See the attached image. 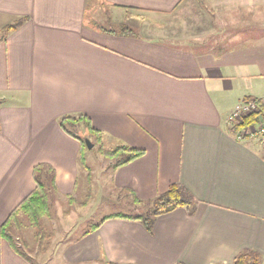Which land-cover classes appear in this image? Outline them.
<instances>
[{
  "label": "crops",
  "instance_id": "crops-1",
  "mask_svg": "<svg viewBox=\"0 0 264 264\" xmlns=\"http://www.w3.org/2000/svg\"><path fill=\"white\" fill-rule=\"evenodd\" d=\"M23 16L0 40V227L39 163L54 168L57 195H74L86 148L59 119L82 114L105 149L143 150L106 171L136 212L118 213L141 214L171 183L196 203L151 230L105 215L60 243L64 264H232L245 249L264 264V150L227 124L246 97H264V34L217 37L203 0H0V28ZM122 24L135 34L110 30ZM0 264L30 263L0 235Z\"/></svg>",
  "mask_w": 264,
  "mask_h": 264
},
{
  "label": "rangeland",
  "instance_id": "rangeland-1",
  "mask_svg": "<svg viewBox=\"0 0 264 264\" xmlns=\"http://www.w3.org/2000/svg\"><path fill=\"white\" fill-rule=\"evenodd\" d=\"M258 3L259 5L253 8L245 1L203 0L210 14L211 23L215 26L213 34L226 38L237 36L240 38L239 42H246L252 36L264 34V0ZM197 23L204 25L200 20ZM104 27L109 28V25L104 24ZM74 131H77L84 144L85 139L93 143L91 149H88L85 144L86 155L83 156L85 166L81 165V167L86 175L78 178L74 195L65 197L57 195L56 191L49 192L50 213L49 216L43 218V222L48 231H53V236L45 252L41 253L36 248L33 253H30L34 264H64L61 256H58L57 249L61 242L73 240L90 225L99 222L105 215L118 212L136 213L126 200L117 196L114 191L107 190L105 186L106 171L114 160L99 152V144L95 141L94 135L86 131L84 123H77ZM91 174L94 177H91ZM95 183L100 191H97L94 196L91 194L90 201L81 206L80 203L86 199L89 187L92 189ZM150 209V203L140 206L141 213H148ZM13 226L16 235L31 244L33 229L26 216L20 215L19 220L14 222Z\"/></svg>",
  "mask_w": 264,
  "mask_h": 264
},
{
  "label": "trees",
  "instance_id": "trees-1",
  "mask_svg": "<svg viewBox=\"0 0 264 264\" xmlns=\"http://www.w3.org/2000/svg\"><path fill=\"white\" fill-rule=\"evenodd\" d=\"M26 17H18L13 22L8 23L0 28V40H4L8 33L13 29L21 25L26 21ZM109 30V29H108ZM111 31H115L119 34L133 35L135 34L134 29L129 25H112ZM252 97H246L249 99ZM260 111L264 112V104L260 105ZM256 116L250 115L246 119V124L252 123L257 120ZM81 120L85 123V126L89 133L94 135L95 141L99 144V152L102 155L109 156L114 160L111 164V168H116L121 165L127 164L130 161L136 159L143 154V150L132 148L126 145L117 146L113 149H105L102 145L100 132L93 128L90 124L89 118L85 115L78 116H63L59 119L60 127L70 136H77L69 129V126L74 127L76 123ZM230 134L234 135L239 126L228 127ZM83 147L86 148L84 142ZM81 165H84V158L81 155L79 158ZM35 187L34 189L25 196L21 202L14 208V210L9 214L8 218L0 227V235L7 240L11 248L23 257L30 264H33L30 258V253L34 252V249H38L39 252L43 253L47 250L50 240L53 236V231H48L46 225L43 222V218L49 216L50 205L48 203V194L51 191H57L56 181H55V170L47 163H39L33 167L32 172ZM89 176V174L87 175ZM89 179V178H88ZM92 194V189L89 187L86 199L83 200L80 205L84 206L90 201ZM136 202H141V200L134 197ZM148 203L151 205V209L148 213H141L138 215H123V214H112L104 217H123L128 219L139 220L143 223L147 230H151L154 219L162 214H166L176 208H186L193 210L196 199L192 193L179 183H171L168 188L155 196ZM20 215H25L28 219L30 226L33 229L32 242H27L24 238H20L16 235L13 226L14 222L19 220ZM98 225L94 226L97 227ZM18 241V242H17ZM18 243L20 245H18ZM183 264V263H176ZM232 264H262L261 255L254 250L245 249L239 252L233 259Z\"/></svg>",
  "mask_w": 264,
  "mask_h": 264
},
{
  "label": "built area",
  "instance_id": "built-area-1",
  "mask_svg": "<svg viewBox=\"0 0 264 264\" xmlns=\"http://www.w3.org/2000/svg\"><path fill=\"white\" fill-rule=\"evenodd\" d=\"M261 104H264V97L244 99L230 111L227 116V124L228 127L239 126L233 135L237 140L256 141L264 150V113L260 111ZM253 114L258 119L246 124V119Z\"/></svg>",
  "mask_w": 264,
  "mask_h": 264
},
{
  "label": "water",
  "instance_id": "water-1",
  "mask_svg": "<svg viewBox=\"0 0 264 264\" xmlns=\"http://www.w3.org/2000/svg\"><path fill=\"white\" fill-rule=\"evenodd\" d=\"M85 144L87 146L88 149L92 148L93 147V143L88 139H85Z\"/></svg>",
  "mask_w": 264,
  "mask_h": 264
}]
</instances>
